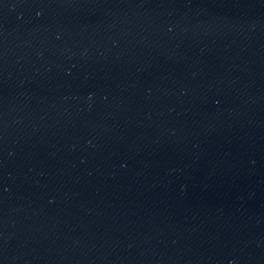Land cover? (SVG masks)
Segmentation results:
<instances>
[{
  "label": "water",
  "instance_id": "obj_1",
  "mask_svg": "<svg viewBox=\"0 0 264 264\" xmlns=\"http://www.w3.org/2000/svg\"><path fill=\"white\" fill-rule=\"evenodd\" d=\"M0 264H264V0H0Z\"/></svg>",
  "mask_w": 264,
  "mask_h": 264
}]
</instances>
